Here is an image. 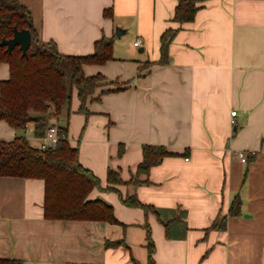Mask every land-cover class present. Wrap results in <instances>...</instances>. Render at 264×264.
<instances>
[{
	"label": "crops",
	"instance_id": "crops-1",
	"mask_svg": "<svg viewBox=\"0 0 264 264\" xmlns=\"http://www.w3.org/2000/svg\"><path fill=\"white\" fill-rule=\"evenodd\" d=\"M179 1L18 0L38 39L62 55H90L97 40L113 38L112 61L83 67L111 85L95 90L100 99L87 100V115L78 113L74 91L68 142L100 182L88 198L111 206L120 224L46 220L42 180L0 177V260L146 264L148 226L155 264H264V1L198 0L193 20L178 23ZM116 27L126 30L119 39ZM168 30L176 32L162 64ZM8 77L1 64L0 82ZM16 135L0 122V141ZM25 136L39 146L32 125ZM143 146L174 155L140 175L136 187L126 185ZM238 152L255 156L242 163ZM109 170L124 182L114 190L106 189ZM128 194L157 214L125 206ZM236 195L240 216L227 217L223 231L210 228ZM107 241L126 247L106 248Z\"/></svg>",
	"mask_w": 264,
	"mask_h": 264
},
{
	"label": "trees",
	"instance_id": "trees-1",
	"mask_svg": "<svg viewBox=\"0 0 264 264\" xmlns=\"http://www.w3.org/2000/svg\"><path fill=\"white\" fill-rule=\"evenodd\" d=\"M198 0H180L175 9L174 21L188 23L198 9ZM111 15L106 10L104 16ZM28 29L31 45L26 56L19 47L10 53L0 47V65L7 64L9 77L0 82V122H5L16 131L12 141H0V177L37 179L44 182L43 217L46 220L94 221L112 225L120 223L111 206L100 200H90L91 191L99 188L98 178L83 168L78 160L77 148L68 142V125L74 91L79 100L78 113L87 115L86 102L102 85H111L100 76H85V65H103L113 58V38L102 37L94 43V52L86 56H67L58 52L53 42H42L34 28L29 11L18 0H0V42L13 36V27ZM175 30L166 31L160 38V63L167 62L168 46ZM119 90H104L102 94ZM52 119L55 120L52 123ZM33 127V137L42 138L52 125L57 128L58 142L54 148L42 150L32 147L25 132ZM124 149L119 148V155ZM160 146H143L142 161L137 166L136 176L126 185L136 187L142 174L158 165L164 158L173 156ZM255 154H249L247 163ZM107 190L114 185L124 184L118 173H107ZM122 203L130 208H140L145 213H156L152 206L142 204L135 194H128ZM241 214L239 195L233 199L226 216H218L212 229L223 231L227 217ZM146 264H155L154 244L146 227ZM126 247L123 241L105 243L106 248ZM131 261L138 264L133 258ZM0 264H22L18 260H0Z\"/></svg>",
	"mask_w": 264,
	"mask_h": 264
},
{
	"label": "water",
	"instance_id": "water-1",
	"mask_svg": "<svg viewBox=\"0 0 264 264\" xmlns=\"http://www.w3.org/2000/svg\"><path fill=\"white\" fill-rule=\"evenodd\" d=\"M126 33V30L116 27L114 35L116 38H121ZM31 45V33L28 29L18 30L16 26L13 27V36L10 39H2L0 47H5L6 51L10 53L15 47H19L22 56L27 55V51Z\"/></svg>",
	"mask_w": 264,
	"mask_h": 264
},
{
	"label": "built area",
	"instance_id": "built-area-1",
	"mask_svg": "<svg viewBox=\"0 0 264 264\" xmlns=\"http://www.w3.org/2000/svg\"><path fill=\"white\" fill-rule=\"evenodd\" d=\"M264 1V0H263ZM139 45V42H135L134 46L137 47ZM236 115V112H231V118H234ZM231 124H234V121L231 120ZM40 140V144L38 146V148L42 149V150H46V149H50V148H54L59 140L58 135H57V128L55 126H50L45 135L39 139ZM252 154V153H250ZM237 156L239 158V160L242 163H247L248 160V154H246L245 152H238Z\"/></svg>",
	"mask_w": 264,
	"mask_h": 264
},
{
	"label": "rangeland",
	"instance_id": "rangeland-1",
	"mask_svg": "<svg viewBox=\"0 0 264 264\" xmlns=\"http://www.w3.org/2000/svg\"><path fill=\"white\" fill-rule=\"evenodd\" d=\"M52 121L55 122L54 119H52ZM25 135H26V132H25ZM27 138L31 139L32 142H33V138H32V135H31V131L27 133ZM31 140H30V141H31ZM34 144L37 145V142H35Z\"/></svg>",
	"mask_w": 264,
	"mask_h": 264
}]
</instances>
